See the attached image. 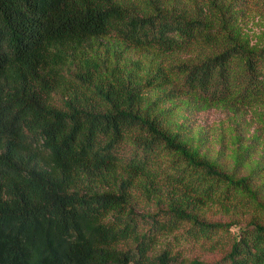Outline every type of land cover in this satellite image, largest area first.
<instances>
[{"label": "trees", "instance_id": "1", "mask_svg": "<svg viewBox=\"0 0 264 264\" xmlns=\"http://www.w3.org/2000/svg\"><path fill=\"white\" fill-rule=\"evenodd\" d=\"M133 1L0 0V264H264L259 172L225 170L176 112L264 106V44L218 0Z\"/></svg>", "mask_w": 264, "mask_h": 264}, {"label": "rangeland", "instance_id": "2", "mask_svg": "<svg viewBox=\"0 0 264 264\" xmlns=\"http://www.w3.org/2000/svg\"><path fill=\"white\" fill-rule=\"evenodd\" d=\"M218 2H223L231 8L230 12L235 13L233 25L237 27L239 38H243L250 45L264 44V0H218ZM208 3L209 0H134L131 6H134L138 12H142L152 9L156 4H164L165 8L170 9L175 6V10L196 17L209 15ZM221 32L224 33V31ZM226 37L225 35L224 40H221L222 45L228 43ZM109 46L117 51L122 48L118 45ZM122 55L127 60L143 61L145 69L151 64L156 65L160 60L156 56L144 55L143 52L134 50L124 51ZM164 62L167 63L166 60ZM184 101L183 106H179L176 111L179 116L178 121L191 128L187 131L192 138L202 141L200 144L202 153L216 160L228 172H234L237 168L240 174L246 175L253 169H257L259 174L256 183L259 186L263 185L264 106L256 105L245 108L211 106L206 108L195 103L187 104V101ZM165 105L170 107L171 103L167 102ZM194 144L197 145V142ZM260 199L264 202V188ZM207 217L222 218L223 221L230 219L214 212L208 213ZM231 219H237V222L243 225L250 218L243 215L239 217L232 215ZM193 247L195 246L188 244L183 246V256H187L192 262L202 263L218 257V254H208Z\"/></svg>", "mask_w": 264, "mask_h": 264}]
</instances>
